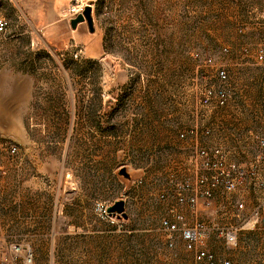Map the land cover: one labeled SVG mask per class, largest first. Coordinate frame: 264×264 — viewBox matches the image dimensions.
Masks as SVG:
<instances>
[{"label":"rangeland","instance_id":"374dc122","mask_svg":"<svg viewBox=\"0 0 264 264\" xmlns=\"http://www.w3.org/2000/svg\"><path fill=\"white\" fill-rule=\"evenodd\" d=\"M71 1L0 0V264H194L167 247L172 211L214 230L219 259L264 264V227L248 226L264 215V0H89L93 32L72 28ZM220 88L228 104L203 106ZM198 148L255 177L178 205Z\"/></svg>","mask_w":264,"mask_h":264},{"label":"built area","instance_id":"2783aa9c","mask_svg":"<svg viewBox=\"0 0 264 264\" xmlns=\"http://www.w3.org/2000/svg\"><path fill=\"white\" fill-rule=\"evenodd\" d=\"M88 5H90L89 0H72L66 12L69 21L81 15ZM4 30H6V23L0 21V32ZM259 60H263L262 54L259 55ZM217 77L223 83L228 79L227 73L223 69L217 70ZM229 100L230 92L226 88H220L211 92L201 103L206 107L213 103L218 107H224ZM203 134L208 135L209 131L206 130ZM262 147L264 148V143H262ZM191 162L196 166V172L177 185L172 195L178 205L194 211L200 204L213 207L216 194L221 192L232 194L240 191L249 184L251 178L255 177L253 171L230 161L228 155L221 148H198L192 156ZM237 208V211H240L244 205L239 203ZM101 212L107 215V210L101 209ZM172 212L173 217L163 219L161 227L167 239V247L173 257L177 254L175 251L178 242H181L184 249L193 254L194 264H232L228 260L219 259L213 252L203 248L204 241L214 231L208 224L203 221L189 223L183 214ZM255 225L264 227V215L261 211H256L248 222V226ZM218 232L219 238L226 245L236 243L238 236L236 228H224Z\"/></svg>","mask_w":264,"mask_h":264},{"label":"water","instance_id":"95a60500","mask_svg":"<svg viewBox=\"0 0 264 264\" xmlns=\"http://www.w3.org/2000/svg\"><path fill=\"white\" fill-rule=\"evenodd\" d=\"M87 23L91 32L94 31V19L92 16V8L88 6L85 8L84 12L76 17L75 19L71 20L70 24L73 29L77 28V26L81 23ZM121 174L125 177H129L125 170H122ZM108 212L117 218L127 219V215L125 212V202L124 201H117L114 203L113 206L109 207Z\"/></svg>","mask_w":264,"mask_h":264}]
</instances>
